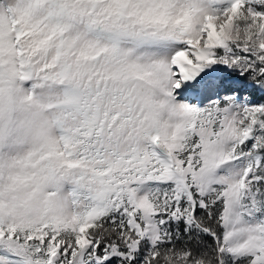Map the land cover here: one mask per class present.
<instances>
[{"label":"snow or ice","instance_id":"obj_1","mask_svg":"<svg viewBox=\"0 0 264 264\" xmlns=\"http://www.w3.org/2000/svg\"><path fill=\"white\" fill-rule=\"evenodd\" d=\"M0 264H264V0H0Z\"/></svg>","mask_w":264,"mask_h":264},{"label":"rangeland","instance_id":"obj_2","mask_svg":"<svg viewBox=\"0 0 264 264\" xmlns=\"http://www.w3.org/2000/svg\"><path fill=\"white\" fill-rule=\"evenodd\" d=\"M259 96V94H257V97Z\"/></svg>","mask_w":264,"mask_h":264}]
</instances>
